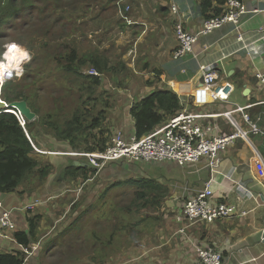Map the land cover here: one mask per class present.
<instances>
[{
    "label": "crops",
    "instance_id": "crops-1",
    "mask_svg": "<svg viewBox=\"0 0 264 264\" xmlns=\"http://www.w3.org/2000/svg\"><path fill=\"white\" fill-rule=\"evenodd\" d=\"M209 1V7H204L202 0H116L108 10L99 13L101 16L94 17L95 21L103 20L102 15L111 14L113 9L120 22L121 33L129 39L115 62L98 53L107 59L108 68L99 73L100 84L92 92L90 101L95 109L104 111L100 126L107 131L97 134L105 139L104 148L109 144L111 134L117 130L127 141L137 137L133 115L135 104L153 92L166 89L178 96L180 107L172 114L164 111V120L152 130L176 114L185 112L205 115L197 123L211 126L210 135L226 134L233 131V125L220 115L236 106H247L246 112L264 132V86L256 77L257 72L264 73V0H243L247 9L256 11L245 14L238 28L224 23L212 33L200 37L186 56L176 59L172 56L177 48V24L194 33L202 28L206 18L223 13L225 0L222 3ZM171 4L177 6L176 13L172 11ZM216 7L220 11H215ZM119 13L126 14L129 21ZM253 46L260 47L261 51L253 52ZM202 65L219 75L216 89L220 91V97L215 101L205 91L199 69ZM87 69L93 68L87 66ZM233 117L243 129L247 127L240 113L234 112ZM40 135L35 145L41 150L93 152L77 151L68 142L49 136L45 131ZM50 156L53 157L52 154L46 156L44 162L39 156L36 158L50 164L45 178L39 179L36 173L23 186L11 192L0 191V204L11 211L10 218L15 225L14 229L0 226L3 234L0 235V253H24L21 264H42L40 244L52 238V242L57 243L56 236L61 237L65 244L52 247L51 257L50 254L45 255L51 259V264H69L64 261L69 255L62 253L69 252L73 257L77 250L75 257L78 260L81 253L86 252L82 255L87 261L84 264H93L92 260L94 264H108L109 259L121 264H194L196 245L219 250L223 255L221 264H264V243L260 239L264 218V135L249 133L246 140L237 139L219 152L220 162L216 167H210L206 158L182 167L173 161L140 162L138 166L132 163L138 161L128 159L108 162L95 173L93 180L89 178L86 182L88 190L94 181L141 176L155 180L163 192L160 199L154 201L156 195L150 192L148 196L152 198L147 206L141 208L140 221L131 231L121 232L111 241L108 234L87 233L81 230L80 223L72 225L70 214L66 219L55 217L56 213L52 212L49 204L50 196L69 188L75 191L82 189L78 178L66 174V168L71 163L75 165L81 161L84 164L86 158L56 155L64 159L56 161ZM125 168L127 170L123 172ZM208 180L214 194L212 202L233 204L235 212L212 222L197 221L189 225L184 220L180 222L177 218L184 200L196 195ZM35 198L41 203L28 212L24 205ZM241 211L245 214L242 215ZM33 213L40 214L41 218L35 235L25 247L17 241L15 233L22 231L28 234L30 222L27 215ZM182 227L184 231L180 232ZM75 244L77 248L72 249ZM57 246L61 249L56 252ZM108 247L113 248L109 258Z\"/></svg>",
    "mask_w": 264,
    "mask_h": 264
},
{
    "label": "rangeland",
    "instance_id": "rangeland-1",
    "mask_svg": "<svg viewBox=\"0 0 264 264\" xmlns=\"http://www.w3.org/2000/svg\"><path fill=\"white\" fill-rule=\"evenodd\" d=\"M9 1L10 4H16L9 6L7 0H0V4L9 10V15L0 21V59L3 58L7 48L12 45H19L28 50L31 59L23 63L22 75L8 81L9 83H4L0 88V101L9 103L13 100L23 99L16 92L20 86H13L22 83L21 78L24 74H32L39 78L36 86L43 88V90H40L35 96L30 95L32 91L30 87H25L23 92L26 93L25 95H29V101L32 102L37 111L36 126L42 125L44 131L50 133L54 132L52 127H57L59 130L75 128L76 143L79 146L77 151H81L85 144L90 141L101 142L104 140L100 135L90 134L92 129L89 128L91 127L83 130L78 126L79 124L87 125L89 120L97 115L98 111L95 106L91 105L90 98L93 93L85 86L80 85L84 75L82 76L80 73H54L52 77L49 74L56 72L55 61L64 57L71 48L78 49L79 56L101 53L108 56L110 62H115L117 57H120L119 52L127 47L126 42L129 39L121 33L122 28L119 25L117 15L113 14L114 10L111 9V14H103V20H94L95 16H101L98 11L108 4V0ZM5 8H3V12L7 13ZM86 70H88L87 66L79 68V72L88 74ZM79 86L82 89H79ZM4 94H6V98L3 97ZM3 108L0 107V109ZM7 111L13 112L10 109ZM103 117L100 118V122ZM75 118H78L79 121L75 122ZM45 151L46 153L35 151L43 162L46 156L51 154L53 155V157L50 156L51 160L63 159L62 156L54 155L53 151ZM63 162L65 161L61 163ZM132 163L137 166L141 164L140 162ZM115 164L118 163L115 162ZM126 170L127 168L123 169V172ZM114 180L115 177L95 181L91 189L88 190V186H86L82 193H78L74 188H69L55 194L54 197L50 196L49 204L52 212L56 213L55 217L61 220L66 219L72 207H74L76 214L84 210L79 217L81 230L87 233L108 234V238L111 240L117 238L121 232L131 231L132 228L129 223H138L142 218L140 215L141 208L148 204H143L144 200H140L136 196L137 187L131 184L112 187L110 184ZM78 201L82 202L78 203ZM89 201L90 203L87 204ZM76 248L77 244L72 249ZM59 249L61 248L55 247L56 252ZM51 251L48 250L47 252L50 254L49 257H51L52 253H49ZM78 252L77 250L73 257L70 256L69 252L62 253L69 255L64 261L69 264H84L86 259L82 255L86 252L81 253L80 260L75 257ZM107 253L109 258L113 254V248L108 247ZM91 262L94 264L93 260ZM108 264H121V262L109 259Z\"/></svg>",
    "mask_w": 264,
    "mask_h": 264
},
{
    "label": "built area",
    "instance_id": "built-area-1",
    "mask_svg": "<svg viewBox=\"0 0 264 264\" xmlns=\"http://www.w3.org/2000/svg\"><path fill=\"white\" fill-rule=\"evenodd\" d=\"M122 1V0H121ZM129 8L126 7V10ZM173 12H177L178 8L175 4H171ZM256 10L247 9L243 0H225L223 13L219 16H211L203 21L202 28L194 33L186 31L181 24H177L175 28V38L177 41V48L174 50L173 58H180L192 52L193 45L197 40L206 36L224 23H231L238 28L239 22L245 14L254 12ZM121 14V13H120ZM127 22L129 19L126 14H121ZM205 91H207L210 99L215 101L220 97V91L216 89L219 75L218 73L207 66H199ZM88 74L98 75L94 69L86 70ZM15 74L10 80L17 78ZM256 77L260 85L264 86V73L257 72ZM4 83H7L8 81ZM0 84V88L4 85ZM1 91V89H0ZM223 93V92H222ZM247 106H236L234 110L223 112L220 116H224L232 125L233 131L221 134L210 135L212 127L201 126L197 120L205 117L201 114H192L181 112L171 117L168 122L156 126L149 133L141 137H132L127 141L120 131H115L109 138V144L100 150L93 152H62L53 151L56 155H74L86 158V164L93 167L96 172L100 171L108 162L119 159H128L130 161L138 162H163L173 161L180 167L197 163L201 158H206L210 167H216L219 162V152L227 146H231L237 139L246 140L249 133L262 134L264 132L258 127L256 121H252L249 114L246 112ZM2 112V110L0 109ZM241 114L243 121L247 127L245 129L233 117V113ZM19 120L22 127L25 126V118L16 110L12 112ZM27 139L30 141L34 151L39 153H46L45 150L39 149L31 140L28 133ZM51 151V150H47ZM81 188L77 190L81 193ZM213 191L211 190L210 181H206L203 187L196 195L184 200L181 214L177 218L185 221L186 225L194 222H212L220 217H227L235 212L233 204L215 203L213 200ZM39 204L38 199H31V201L24 205V209L29 211ZM0 226L5 229H14L15 225L10 218L11 211L2 208L0 204ZM264 212V209H263ZM242 215L245 211L240 212ZM264 216V215H263ZM184 231V227L179 229ZM0 235L2 232L0 229ZM260 239L264 243V218L260 232ZM196 260L194 264H221L223 255L219 250L196 245L195 247ZM264 254V252H263ZM254 261H256L254 259Z\"/></svg>",
    "mask_w": 264,
    "mask_h": 264
},
{
    "label": "trees",
    "instance_id": "trees-1",
    "mask_svg": "<svg viewBox=\"0 0 264 264\" xmlns=\"http://www.w3.org/2000/svg\"><path fill=\"white\" fill-rule=\"evenodd\" d=\"M115 1L116 0H108V4L106 6H103L98 11V13H101L104 10L105 11L108 10L110 4ZM218 1L219 3H222L224 0H218ZM202 2L204 7H209L210 5L209 0H202ZM15 4L16 3L10 4V1L7 0V5L14 6ZM3 8L5 7H3L0 4V21H2V19H4L9 15L8 14L9 10L7 9V7L5 8L7 13L3 12ZM215 11H220L219 7L218 8L216 7ZM83 66H88V67L91 66V68L97 70L98 75L84 74L81 71L79 72V68ZM107 68H108L107 59L104 56L98 53H91L88 55L79 56L78 51L75 48H71L65 54L64 57L59 58L55 61L56 72H52V74L49 75L53 77L54 73H58V74L80 73V75L81 74L82 76L84 75L83 79L80 81V85L88 87L91 92H94L95 88L100 84L99 73ZM21 80H22L21 84H16L13 87L20 86V88L16 91L17 94L22 96L23 97L22 100L27 101L29 107L35 113H37V111L32 105V102L29 101L30 100L29 95H25L26 93L23 92V89L25 87H30L32 89L30 95L35 96L40 90H43V88H39V86H36V82L39 81V78H36L32 74L26 73L22 76ZM42 84L44 85V83ZM80 88L81 87L79 86V89ZM3 97L6 98V94H4ZM179 107H180L179 98L170 89L156 91L144 97L142 101L138 104H135V107L133 108V115L135 118V125H136V136L137 137L143 136L145 133L152 130L153 126L162 122L164 120L163 119L164 111L172 114ZM102 116H104V111L103 110L97 111V115L94 116L93 119L89 120L87 125L79 124L78 126L83 130H86L87 128L91 127L89 129H92L90 133L92 135L102 134L103 132L105 133L107 129L105 127H103L104 129H101L100 126L104 120L103 117V119L100 122V118ZM36 121H37L36 118L32 121L26 120L25 126L22 127L19 120L13 113L5 112V111H2L0 113V191L2 192H11L17 189L18 186H23V184L26 183L28 179H32L34 174L36 173L38 174L39 179H43L47 176L49 172L50 164L48 163L44 164L42 163V161L39 162L36 159L38 155L34 151L30 141L26 137L25 132L28 133L34 144L38 143L37 138L41 136L40 133H43L44 129L42 125H40V127L36 126ZM76 121H79L78 118H75V122ZM42 122L45 123V121ZM52 128L54 129V132L50 133L47 131L46 132L47 135L68 142L72 148L77 149V147H79L78 144L76 143L77 136L75 133L76 131L75 128L71 127V128H67V130H59L57 127H52ZM105 143H106L105 139L102 140L101 142L91 141L85 144V146L81 150L94 151L96 149H102L106 145ZM81 163H82L81 161L75 165L74 164L72 165L71 163V165H69L66 168V174L70 177L78 178V183H80V185H83L81 190L82 192L83 190H85L86 182L89 180V178L91 179L93 178V176L96 173V170L92 167L90 168L86 163L85 164H81ZM123 178L124 177H121L119 179L115 178V180L111 182L110 185H112V187H119L120 185L123 184L136 185L137 186L136 196L140 200H144L143 204L150 203V199L152 198V196L150 197V199H147L149 198L148 194H150V192L155 193L156 195L154 196L153 201L160 199L161 195L163 194L160 186L156 183L155 180L142 178L141 176L139 177L135 176L130 179L127 178L123 179ZM80 202L82 201H78V203ZM89 203L90 201L87 204ZM81 212L79 211L76 214L74 207L71 208V212H70L71 217L69 219L73 220L72 225L76 226L79 224V220H80L79 217L81 216ZM27 218L30 222L28 234H25L22 231H18L15 233V237L17 241L25 247H28L29 239L35 235L36 227L38 226V222L40 221L41 216L38 213H33L31 216L27 215ZM136 224L137 223L135 222L132 224L129 223L132 229L135 227ZM124 233H128V232L124 231ZM56 238H57V243L56 241L52 242L54 238L48 241L43 240L41 242L39 249L41 255H43V259L41 260L42 264H51L50 263L51 259L45 257L48 250H53L51 248L54 247L55 245L61 246L65 244V241L60 240L61 237L56 236ZM109 240L111 241V238ZM24 257H25L24 253L21 254L0 253V264H21L24 260Z\"/></svg>",
    "mask_w": 264,
    "mask_h": 264
},
{
    "label": "clouds",
    "instance_id": "clouds-1",
    "mask_svg": "<svg viewBox=\"0 0 264 264\" xmlns=\"http://www.w3.org/2000/svg\"><path fill=\"white\" fill-rule=\"evenodd\" d=\"M12 46L7 48L2 60H0V84L10 80L14 74L16 76L22 75L23 63L31 59V55L28 50L21 48L19 45H14L15 47ZM252 51L259 53L261 48L253 46Z\"/></svg>",
    "mask_w": 264,
    "mask_h": 264
},
{
    "label": "water",
    "instance_id": "water-1",
    "mask_svg": "<svg viewBox=\"0 0 264 264\" xmlns=\"http://www.w3.org/2000/svg\"><path fill=\"white\" fill-rule=\"evenodd\" d=\"M0 107H4L2 111H5V112L12 113L11 111H7L8 109L18 111L27 121H32L36 117V113L29 107L27 101L22 100V99L13 100V101H10L9 103L0 101Z\"/></svg>",
    "mask_w": 264,
    "mask_h": 264
},
{
    "label": "snow or ice",
    "instance_id": "snow-or-ice-1",
    "mask_svg": "<svg viewBox=\"0 0 264 264\" xmlns=\"http://www.w3.org/2000/svg\"><path fill=\"white\" fill-rule=\"evenodd\" d=\"M12 47H15L14 45Z\"/></svg>",
    "mask_w": 264,
    "mask_h": 264
}]
</instances>
